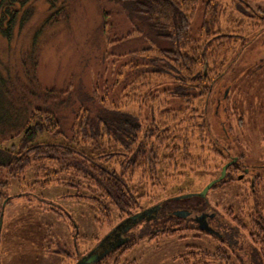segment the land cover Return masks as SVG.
<instances>
[{
	"label": "rangeland",
	"instance_id": "rangeland-1",
	"mask_svg": "<svg viewBox=\"0 0 264 264\" xmlns=\"http://www.w3.org/2000/svg\"><path fill=\"white\" fill-rule=\"evenodd\" d=\"M74 1L68 21L45 24L52 12L45 1L33 0L24 26L17 24L8 37L0 34V73L11 74L25 88L32 87V75L39 90L62 99L81 97V102L98 82L101 94L95 102L140 117V133L127 149L107 138L90 143L96 148L84 143L83 166L50 176L48 184L41 185L44 177L34 178L29 169L9 180L0 202V264H74L129 212L156 207L150 221L126 231L125 245L95 264H264V230L251 229L260 217L264 222V0L196 2L188 47L196 41L209 44L220 33L233 38L223 52L208 57L207 70L214 73L209 89L199 87L201 92L190 91L187 97L172 89L177 81L151 72L155 63L150 61L127 64V89L118 93L116 85L111 90L107 71L112 61L102 56L100 26L102 12L112 5ZM244 8L258 18H247ZM121 16L113 12L111 21L122 37L138 39ZM38 28L43 31L36 33ZM129 41L131 49L137 47L138 41ZM32 44H37L34 67L27 58ZM77 107L72 101L58 111L72 121L71 110ZM233 158L229 167H234L221 181L204 197L194 195ZM104 168L120 175L134 194L129 210L121 211L101 191L93 172ZM46 171L50 175L54 169ZM181 195L194 196L183 201ZM185 209L196 211L190 217L203 212L208 221L176 219L175 211L185 218Z\"/></svg>",
	"mask_w": 264,
	"mask_h": 264
},
{
	"label": "trees",
	"instance_id": "trees-1",
	"mask_svg": "<svg viewBox=\"0 0 264 264\" xmlns=\"http://www.w3.org/2000/svg\"><path fill=\"white\" fill-rule=\"evenodd\" d=\"M32 1L0 0V34L3 37H8L17 24L20 27L24 26L33 11L30 9ZM43 1L48 4V9L52 12L45 24H49L50 21L57 22L60 18L68 21L71 8H75L74 0ZM99 1L102 3L107 1L112 5L111 10L106 9L102 12L100 26L104 41L102 56L112 61L109 62L110 66L107 71L109 75L107 82L111 90L116 85L118 93L127 89V64L146 65L148 61L155 63L154 70L151 72H163L178 82L172 89L183 97H187L190 91L196 92L202 86L206 87V90L209 89L214 73L211 76V72L207 70L208 57L217 51L223 52L224 47L226 48V45L232 41L233 35L231 33L216 34L214 40L219 41V44L215 47L212 45L214 40L209 44L208 41L203 43L201 35L198 38L202 42L200 45L196 41L193 46L188 47L190 41L189 20L195 12V4L198 0ZM245 10L247 18H258L256 16L258 14L254 15L255 12L250 13L248 9ZM113 12L122 15L121 18L126 21L128 20L136 34L140 36L137 37L138 39L135 36L130 38L133 41H138L136 48L129 47L130 39L122 37L121 31L116 25L117 22L114 19L113 22L111 21ZM42 29L38 28L36 33H41ZM203 29L208 33L207 25L204 24ZM158 41L168 43L169 48H161ZM35 46L37 44H32V51H28L27 54L28 63L32 67L36 64L33 61ZM195 47L199 50H194ZM148 53L151 56L143 59V56ZM27 58L23 60V65L27 64ZM32 78L34 77L30 75L32 87L25 88L20 87L19 85L22 83L17 84L11 74L4 76L0 73V141L15 140L9 147L0 144V202L3 197H6L3 192L9 185V180L19 178L27 169L32 171L34 178L44 177V182L40 184L45 185L48 184L50 176L52 178L57 173H69L77 166H83V160L87 155L82 149L84 143L96 148L99 145L93 144L92 146L90 143L99 141L101 143L107 138L127 149L140 133V117L120 110L115 104L105 108L96 103L97 93L101 94L98 82L91 84V94L81 102V97L72 100L71 95L62 99L57 94L39 90ZM108 89L109 86L106 85L105 91ZM199 91L201 92L200 89ZM53 97L57 98L53 100ZM38 100L39 104L37 105L35 102ZM72 101L78 106L77 109L72 108L71 110L73 120L68 121L65 118L63 120L58 107L63 104L70 105ZM50 167L54 169L52 175L46 171ZM233 167L232 165L227 170ZM87 169L91 171L90 167ZM105 170L93 172L94 175L97 174L99 180L97 182L101 191L121 211L129 210L134 194L123 178L114 170ZM188 199L191 198L182 200ZM169 200L171 199L165 200L164 203ZM134 214L129 212L127 217ZM251 229L254 231L264 230V222L261 217L259 223L253 225ZM126 237L128 236L126 235ZM128 241L129 238L119 247Z\"/></svg>",
	"mask_w": 264,
	"mask_h": 264
},
{
	"label": "water",
	"instance_id": "water-1",
	"mask_svg": "<svg viewBox=\"0 0 264 264\" xmlns=\"http://www.w3.org/2000/svg\"><path fill=\"white\" fill-rule=\"evenodd\" d=\"M236 160V158H233L231 161L225 163L223 167L221 168V172L218 178L212 180L209 182L204 189L199 194H194L195 196L204 197L207 193V191L215 185L217 182L221 181L225 175L227 168ZM194 195H188V196H181L179 198H190ZM4 203L2 204V206ZM158 208L153 209H144L134 215H131L128 217L127 221H121V223L115 227V229L111 230L107 235L104 236V238L99 242V244L96 245L93 249L88 251L86 254L80 256L75 264H95L101 259H103L111 250H114L118 248L121 244H123L127 239L122 237V235L132 226L135 225L139 220L143 218H151L156 210ZM188 211H184L183 215L186 217L188 214H186ZM175 215L180 216L179 214H182V211H178L174 213ZM1 217L2 213H0V223H1Z\"/></svg>",
	"mask_w": 264,
	"mask_h": 264
},
{
	"label": "flooded vegetation",
	"instance_id": "flooded-vegetation-1",
	"mask_svg": "<svg viewBox=\"0 0 264 264\" xmlns=\"http://www.w3.org/2000/svg\"><path fill=\"white\" fill-rule=\"evenodd\" d=\"M186 211H188L189 212V214L185 217V218H180V217H177V216H175V218L176 219H181V220H187V221H199V222H201V221H208V219L205 217V214L203 213V212H199V213H196V215H195V217H190L192 214H194L196 211H194V210H187V209H185ZM175 212H178V211H175ZM203 217V218H202ZM127 219H128V217L126 216V217H124L122 220H120V221H127ZM150 221L151 220V218H143V219H141V220H139V221ZM126 233V232H125ZM125 233L122 235V237H124V238H126L127 240H128V237H126L125 236Z\"/></svg>",
	"mask_w": 264,
	"mask_h": 264
}]
</instances>
